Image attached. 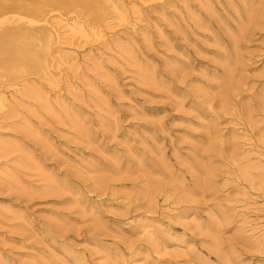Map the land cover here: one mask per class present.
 <instances>
[{"label":"rangeland","instance_id":"1","mask_svg":"<svg viewBox=\"0 0 264 264\" xmlns=\"http://www.w3.org/2000/svg\"><path fill=\"white\" fill-rule=\"evenodd\" d=\"M112 1L0 0V264H264V0Z\"/></svg>","mask_w":264,"mask_h":264},{"label":"bare ground","instance_id":"2","mask_svg":"<svg viewBox=\"0 0 264 264\" xmlns=\"http://www.w3.org/2000/svg\"><path fill=\"white\" fill-rule=\"evenodd\" d=\"M18 1L13 0L12 4L18 7ZM44 3L60 4L64 8L76 3L97 18H102L105 14L114 11L115 6L112 0H44ZM13 5L0 2V29L3 23L1 11ZM25 8L28 11L35 10L32 6H25ZM72 29L73 27L70 30ZM40 36L45 37L48 42L54 41L53 35L48 31L18 29L1 32L0 30V80L20 76L27 71L45 73L46 61L42 54L44 49L36 41V38Z\"/></svg>","mask_w":264,"mask_h":264}]
</instances>
